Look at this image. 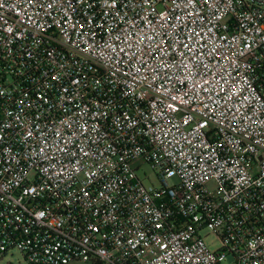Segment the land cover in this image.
Listing matches in <instances>:
<instances>
[{"label":"built area","instance_id":"built-area-1","mask_svg":"<svg viewBox=\"0 0 264 264\" xmlns=\"http://www.w3.org/2000/svg\"><path fill=\"white\" fill-rule=\"evenodd\" d=\"M11 250L264 264V0H0Z\"/></svg>","mask_w":264,"mask_h":264},{"label":"rangeland","instance_id":"rangeland-1","mask_svg":"<svg viewBox=\"0 0 264 264\" xmlns=\"http://www.w3.org/2000/svg\"><path fill=\"white\" fill-rule=\"evenodd\" d=\"M137 174L144 181L146 185H160V180L156 171L149 163H144L141 168L137 170ZM176 178L173 179V182ZM211 240V239H210ZM218 242L214 241L212 248H217ZM0 264H29L25 256L18 250H11L8 254L0 259ZM70 264H86L83 261H77Z\"/></svg>","mask_w":264,"mask_h":264},{"label":"snow or ice","instance_id":"snow-or-ice-1","mask_svg":"<svg viewBox=\"0 0 264 264\" xmlns=\"http://www.w3.org/2000/svg\"><path fill=\"white\" fill-rule=\"evenodd\" d=\"M205 2H207V0H205Z\"/></svg>","mask_w":264,"mask_h":264}]
</instances>
